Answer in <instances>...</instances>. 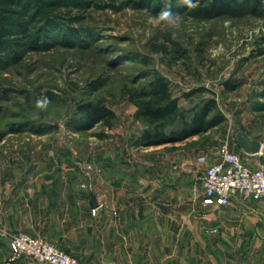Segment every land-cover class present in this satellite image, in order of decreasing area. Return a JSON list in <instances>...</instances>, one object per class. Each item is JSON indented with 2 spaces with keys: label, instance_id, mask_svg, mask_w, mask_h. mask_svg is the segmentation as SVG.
<instances>
[{
  "label": "rangeland",
  "instance_id": "374dc122",
  "mask_svg": "<svg viewBox=\"0 0 264 264\" xmlns=\"http://www.w3.org/2000/svg\"><path fill=\"white\" fill-rule=\"evenodd\" d=\"M210 1L190 9L180 0H0V156H51L58 173L93 175L104 161L135 156L137 168L200 177L198 155L219 158L231 127L264 125V0L207 19ZM169 3L179 27L150 24ZM159 75L188 120L215 99L211 116L224 121L183 137L179 120L170 136L140 142L141 92ZM44 96L47 108L37 109ZM89 100L117 112L112 126L78 130Z\"/></svg>",
  "mask_w": 264,
  "mask_h": 264
},
{
  "label": "crops",
  "instance_id": "0c3cea01",
  "mask_svg": "<svg viewBox=\"0 0 264 264\" xmlns=\"http://www.w3.org/2000/svg\"><path fill=\"white\" fill-rule=\"evenodd\" d=\"M230 130V148L264 167V125H241L259 144L250 150ZM54 159L0 156V264L20 233L55 242L82 264H264L263 202H204L200 173L137 168L135 156L104 161L94 175L58 173Z\"/></svg>",
  "mask_w": 264,
  "mask_h": 264
},
{
  "label": "built area",
  "instance_id": "2783aa9c",
  "mask_svg": "<svg viewBox=\"0 0 264 264\" xmlns=\"http://www.w3.org/2000/svg\"><path fill=\"white\" fill-rule=\"evenodd\" d=\"M227 143L219 159L210 161L199 154L197 161L204 165L201 188L204 202L227 204L232 197L254 199L264 204V167L251 168ZM10 257L6 264L25 258L32 264H82L72 255L44 237L20 233L10 239Z\"/></svg>",
  "mask_w": 264,
  "mask_h": 264
},
{
  "label": "trees",
  "instance_id": "16d2710c",
  "mask_svg": "<svg viewBox=\"0 0 264 264\" xmlns=\"http://www.w3.org/2000/svg\"><path fill=\"white\" fill-rule=\"evenodd\" d=\"M257 4L258 2H256L253 11L256 10ZM242 5L243 3L239 0H211L208 6L204 8V15L207 19L225 15L232 16L236 14L237 9ZM148 84L141 92L145 100L139 110V116L148 127L140 136V142H148L170 136L174 129L169 131V128H172L179 120L183 122V127L178 129V131L184 135L183 137H187L194 131H205L218 125L225 119L224 115L219 112L211 116L213 110L217 108L218 102L212 99L188 120L178 97L174 96L173 85L165 76L159 75ZM192 93H187L186 96H190ZM79 113L82 114L79 119V123L82 125L78 127V130L92 127L96 123L112 126L117 118V112L109 106L102 102H92L90 100L79 105Z\"/></svg>",
  "mask_w": 264,
  "mask_h": 264
},
{
  "label": "clouds",
  "instance_id": "9594fccd",
  "mask_svg": "<svg viewBox=\"0 0 264 264\" xmlns=\"http://www.w3.org/2000/svg\"><path fill=\"white\" fill-rule=\"evenodd\" d=\"M181 6H185L187 8H195L197 5L193 2V0H180ZM181 21V17L179 13H176L172 10L171 4L169 3L167 6L162 8L156 15L150 17L149 23L154 26H160L165 24L169 27H179ZM49 104V99L44 96L36 101L37 109H46Z\"/></svg>",
  "mask_w": 264,
  "mask_h": 264
},
{
  "label": "water",
  "instance_id": "95a60500",
  "mask_svg": "<svg viewBox=\"0 0 264 264\" xmlns=\"http://www.w3.org/2000/svg\"><path fill=\"white\" fill-rule=\"evenodd\" d=\"M237 140L244 146L246 147L247 150H250L251 148H253L254 146H259V144H257L255 141L251 140L250 138L243 136L241 131H238L237 133ZM93 207H97L98 204L95 201V198L93 199Z\"/></svg>",
  "mask_w": 264,
  "mask_h": 264
}]
</instances>
